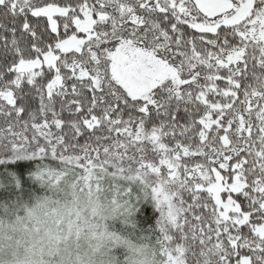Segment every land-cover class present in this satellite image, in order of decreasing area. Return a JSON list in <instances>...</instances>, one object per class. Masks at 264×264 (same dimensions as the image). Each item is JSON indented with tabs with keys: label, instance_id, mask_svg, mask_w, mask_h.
<instances>
[{
	"label": "snow or ice",
	"instance_id": "1",
	"mask_svg": "<svg viewBox=\"0 0 264 264\" xmlns=\"http://www.w3.org/2000/svg\"><path fill=\"white\" fill-rule=\"evenodd\" d=\"M66 167L163 264H264V0H0V196Z\"/></svg>",
	"mask_w": 264,
	"mask_h": 264
},
{
	"label": "clouds",
	"instance_id": "2",
	"mask_svg": "<svg viewBox=\"0 0 264 264\" xmlns=\"http://www.w3.org/2000/svg\"><path fill=\"white\" fill-rule=\"evenodd\" d=\"M0 264L163 261L119 190L113 203L107 192L89 187L82 174L66 167L39 178L28 192L0 196Z\"/></svg>",
	"mask_w": 264,
	"mask_h": 264
},
{
	"label": "trees",
	"instance_id": "3",
	"mask_svg": "<svg viewBox=\"0 0 264 264\" xmlns=\"http://www.w3.org/2000/svg\"><path fill=\"white\" fill-rule=\"evenodd\" d=\"M77 140L80 143H83V140L81 138H77ZM17 165H18L17 169L14 170V171H16V175H17L18 179L20 178L19 177V172H26L27 169H30V168L34 167V164L30 163V162H17ZM71 168L73 169V174L74 175L82 174L79 169L74 168V167H71ZM27 175H28V173L26 172L25 176H27ZM79 178H80V176L77 175V179H79ZM58 179H59V177H58ZM86 182H88V181H85V183ZM93 183H96V182L93 180L91 182V184H93ZM29 184H33V182L30 180ZM99 185L114 191V189L110 188L108 186V184H106V183L99 184ZM34 186H35V184H34ZM34 186H32V188ZM158 217H159L158 209L155 207V204L151 200H148V199H145L144 201H142L138 205L137 212L134 215V218L137 221V228L139 230H147V229H149L151 227H154Z\"/></svg>",
	"mask_w": 264,
	"mask_h": 264
},
{
	"label": "rangeland",
	"instance_id": "4",
	"mask_svg": "<svg viewBox=\"0 0 264 264\" xmlns=\"http://www.w3.org/2000/svg\"><path fill=\"white\" fill-rule=\"evenodd\" d=\"M53 131H55V129H53ZM91 182H92V181H88V182H86V184H88V186L91 187V188H95V189H97V190H102V191L107 192V194L111 197V200H112L113 203H115V202L117 201V191H118V190H114V191H113V190H111V189H108V188H105V187H103V186H100V185H98L97 183H93V184H91ZM136 212H137V211H136ZM136 212H135L133 215H135Z\"/></svg>",
	"mask_w": 264,
	"mask_h": 264
}]
</instances>
